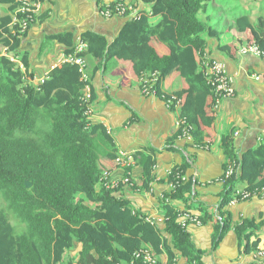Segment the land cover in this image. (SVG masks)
I'll list each match as a JSON object with an SVG mask.
<instances>
[{"label": "trees", "instance_id": "obj_1", "mask_svg": "<svg viewBox=\"0 0 264 264\" xmlns=\"http://www.w3.org/2000/svg\"><path fill=\"white\" fill-rule=\"evenodd\" d=\"M140 1L146 7L123 23L111 43L102 34L82 32L79 39L87 43L84 55L96 59L93 72L115 59L130 60L137 80L152 78L155 94L169 101L170 107L176 101L184 102L178 117L190 126L192 146L206 147L211 135L203 129L210 125L216 96L202 63L207 39L217 37L219 31L209 25V17L204 20L199 15L210 4L219 9L217 2L222 0ZM0 4L7 8L0 16V51L9 47L7 50L15 56L21 38L39 14L28 21L27 30L13 33L17 26L11 25L12 14L20 0H0ZM100 9L105 11L107 5ZM154 16H160L156 23ZM230 19L234 23L226 29L245 35L246 41L240 47L257 45L264 53V17L255 23L248 14H234ZM153 38L165 44L168 52L160 54L152 44ZM52 39L63 43L67 54L76 41L69 31L48 38ZM223 49L232 54L238 50L228 43ZM21 60L25 73L0 53V196L5 203L0 206V264H142V258L134 253L148 249L143 243L156 254L162 246L167 254L162 264L175 263V250L186 264H205L201 260L203 251L190 237L189 227L195 224L189 218L179 219L189 210L171 205V201L186 202L192 195V185L184 179L187 164L171 168L166 176L170 189L161 200L165 224L162 231L145 214L133 209L120 192L125 184L132 189L149 188L152 161L146 154L132 153L134 165L145 167L141 184L131 177V166L125 167L113 187H107L102 179L104 172L111 174L115 165L120 166L119 151L106 127L85 114L84 82L77 65L62 62L50 68L41 82L32 83L34 75L26 76L29 63L25 52ZM173 71H178L185 84L173 96H165L162 83ZM92 99L91 90L90 103ZM174 136H182L181 127ZM231 142L230 138L224 140L228 157L225 169L231 161L237 162V168L222 181L224 192L216 207L219 216H215L214 241L221 239L232 224L227 209L230 199L249 198L236 193V184L245 181V193H258L264 186V143L236 158ZM26 180L31 187L25 186ZM11 217L25 224L26 229L17 232ZM197 217L201 224L208 220L207 215ZM258 228L254 219L234 225L239 251L259 247L260 236L255 233ZM164 233L171 235L170 244ZM75 242L79 243L78 255L72 256ZM258 264H264V258Z\"/></svg>", "mask_w": 264, "mask_h": 264}, {"label": "crops", "instance_id": "obj_2", "mask_svg": "<svg viewBox=\"0 0 264 264\" xmlns=\"http://www.w3.org/2000/svg\"><path fill=\"white\" fill-rule=\"evenodd\" d=\"M114 1L44 0L42 12L21 38L14 51L15 56L21 60L22 52H25L29 63L27 72L34 76H44L50 68L62 63L67 55L63 43L48 40L57 33L69 31L77 39L82 32L91 30L104 35L108 43H111L123 23L146 7L140 0H120L128 10L125 9L121 15H105L100 9L101 4L108 5ZM152 20L156 23L160 16H154ZM229 31H223L224 34L230 33L229 38L218 35L207 39L204 58L225 64L235 93L221 99L212 111L210 125L203 129L211 135V140L206 147L201 148L192 146L191 140L174 136L184 102L176 101L170 107L162 96L143 92V79L137 80L130 60L115 59L93 72L97 61L93 56L85 55L86 71L93 93L90 118L106 127L119 152H141L152 161L150 173L153 180L148 189H132L125 184L120 192L133 209L153 219L157 228L163 231L165 224L162 222L161 200L170 189L166 176L171 168L185 162L187 167L184 177L192 185V195L186 202L171 201V205L199 216H208L204 223L189 227L191 240L197 249L203 251L201 260L205 264L253 262L255 250L245 253L239 251V238L234 225L243 219H254L259 224L255 233L257 237L260 236L259 247H264V196L261 195H252L246 200L230 204L232 197L227 205L232 224L221 239L214 241L217 224L215 216H219L216 207L224 192L222 176L228 159L224 152V140L230 138L236 158L264 143V58L252 52H240V46L246 41L244 33L231 36ZM227 43L236 46L238 50L235 54L223 49ZM152 44L160 54L168 52V47L156 38L152 39ZM202 65L204 67V61ZM184 84L178 71H173L171 76L163 80L162 94L173 96ZM133 165H130V175L141 184L145 167ZM124 171L125 167L115 165L109 178L120 180ZM246 185L245 181L238 182L235 191L243 190ZM164 235L170 244L171 235ZM76 243L77 252L71 253L72 256L78 255L79 243ZM143 246L150 249L160 263L166 262L167 254L161 245L158 254L148 244L143 243ZM175 253L174 264H186L181 253L177 250Z\"/></svg>", "mask_w": 264, "mask_h": 264}, {"label": "built area", "instance_id": "obj_3", "mask_svg": "<svg viewBox=\"0 0 264 264\" xmlns=\"http://www.w3.org/2000/svg\"><path fill=\"white\" fill-rule=\"evenodd\" d=\"M44 7V0H20L19 6L16 8L15 12L12 14V26L13 27V33L21 34L25 30L28 29V21L31 20L33 15L40 14ZM125 11V7L121 4L118 5L115 9H109L105 10L104 14L107 16L117 14L121 15ZM17 28V31L15 30ZM87 48V43L85 41H82L79 39V37L76 39L75 44L73 46V50L66 55L63 62H67L70 64H75L78 67V71L80 72V80L84 82V100L86 102L87 108L85 109V114L87 116L92 115V108L91 103L89 101L91 96V87L89 84V75L87 73V62L85 59L84 52ZM240 52H252L254 54H257L264 58V53H262L257 45H250V46H242L239 48ZM2 55L7 56L11 61L17 63L19 68L24 71V65L23 62L17 58V56L9 55L5 52V49L1 52ZM204 73L207 76L208 82L211 84L214 94L216 96L215 103L213 105L214 109L217 108L219 105L221 99L233 96L234 95V86L231 77L228 75L226 66L222 61H217L214 59L204 58ZM44 76H34L30 82L32 83H38L41 82ZM258 78V77H257ZM144 82L143 84V92L145 93H153L155 94V91L152 89V78L150 77H143ZM169 103V101H168ZM167 103V104H168ZM169 105V104H168ZM179 118V117H178ZM178 128L181 127V134L182 138H185L186 140H191L190 136V126L180 118L177 122ZM117 162L121 167H128L132 164H134V158L132 156V152H119V157L117 158ZM237 168V162L231 161L227 168L224 170L222 181L224 177L230 176L234 173V170ZM110 173L104 172L103 173V180L105 181V184L107 187H113L116 185L118 180H112L109 178ZM186 179V177H184ZM237 194L242 193V198L251 197L252 195H261L264 196V186L258 191V193H245L243 190H237ZM238 202L237 198L234 197L229 202L230 204H234ZM194 214V215H192ZM192 215V216H191ZM186 218H189L191 223H194L195 225H200L201 221L198 219L197 214L193 212L185 211L184 214L179 218L180 220H185ZM146 219L152 221V223H155V221L149 217H146ZM187 226V224H186ZM135 257H141L142 258V264H162L157 263L156 259L153 257L152 253L148 249H140L138 251H135L134 253ZM264 258V247H258L255 251H253V262L251 264H258L260 260ZM191 264H197L196 262H193Z\"/></svg>", "mask_w": 264, "mask_h": 264}, {"label": "rangeland", "instance_id": "obj_4", "mask_svg": "<svg viewBox=\"0 0 264 264\" xmlns=\"http://www.w3.org/2000/svg\"><path fill=\"white\" fill-rule=\"evenodd\" d=\"M116 2L113 6L109 7L107 5V10L109 9H115L118 5H123L125 9V4L121 2L120 0H115ZM218 7L219 9L210 4L209 7L206 9V12L202 15H199V18H202L205 20V17H209L208 23L209 25H214V27L219 31V35L223 36V38H229L230 33L224 34L222 29L225 31L227 30L226 27L229 23H234L233 20L230 19L231 16L239 15V14H248L250 16L251 22L255 23L257 22L260 17H264V0H222L218 1ZM105 5V4H101ZM104 9V8H103ZM7 12L6 5L0 4V16ZM104 12V11H103ZM224 12V13H223ZM231 36H233L235 33L234 29L230 30ZM5 45H3L4 47ZM7 48L5 47V52L9 55H12V52L10 53ZM15 67L18 68V64H15ZM25 68V67H24ZM23 71V70H22ZM26 72V69L23 71ZM29 75V72L26 74V76ZM0 206L4 207L5 203L3 202L1 196H0ZM11 222L16 226L17 232H21L26 229L25 224H21L18 220H16L14 217H11ZM77 243L75 242L73 248L71 249V253L74 254L77 252L76 248Z\"/></svg>", "mask_w": 264, "mask_h": 264}, {"label": "water", "instance_id": "obj_5", "mask_svg": "<svg viewBox=\"0 0 264 264\" xmlns=\"http://www.w3.org/2000/svg\"><path fill=\"white\" fill-rule=\"evenodd\" d=\"M25 186L27 187V188H29V187H31V183L29 182V181H25Z\"/></svg>", "mask_w": 264, "mask_h": 264}, {"label": "clouds", "instance_id": "obj_6", "mask_svg": "<svg viewBox=\"0 0 264 264\" xmlns=\"http://www.w3.org/2000/svg\"><path fill=\"white\" fill-rule=\"evenodd\" d=\"M46 75V74H45Z\"/></svg>", "mask_w": 264, "mask_h": 264}]
</instances>
